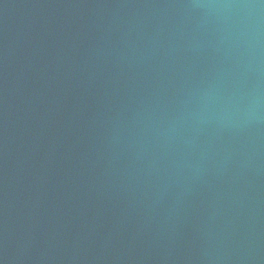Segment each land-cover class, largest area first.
I'll use <instances>...</instances> for the list:
<instances>
[{"label":"water","instance_id":"95a60500","mask_svg":"<svg viewBox=\"0 0 264 264\" xmlns=\"http://www.w3.org/2000/svg\"><path fill=\"white\" fill-rule=\"evenodd\" d=\"M0 264H264V0H0Z\"/></svg>","mask_w":264,"mask_h":264}]
</instances>
